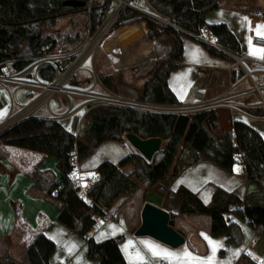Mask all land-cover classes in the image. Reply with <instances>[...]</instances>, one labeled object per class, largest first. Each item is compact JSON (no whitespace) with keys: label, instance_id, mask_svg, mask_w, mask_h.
Segmentation results:
<instances>
[{"label":"crops","instance_id":"crops-1","mask_svg":"<svg viewBox=\"0 0 264 264\" xmlns=\"http://www.w3.org/2000/svg\"><path fill=\"white\" fill-rule=\"evenodd\" d=\"M231 14L229 13L228 18L212 24L225 22L230 27L242 47V55L239 57L261 59L251 51L252 48H257L252 44L251 35L264 32L259 27V22L250 19L248 26L247 20L250 18L248 13L237 11ZM130 31V28H123L105 43L107 52L100 51V63H97L96 57L93 58L95 80L105 93L93 92V87L83 91L101 96L110 94L139 102L138 92H135V99H127L121 95L120 91H123V95L131 94L129 88L122 87L121 83L133 86L140 77L149 76V71L161 61V58L157 52L158 44L150 52L149 47H142L135 55L123 59L120 57L121 54L110 53L115 46L124 43L128 38L134 35L135 39L140 38L139 33L131 35ZM183 45V60L178 63V67L168 80L169 87L179 104L156 106L166 110L184 108L185 112H165L184 115L215 110L218 114L216 132L226 131L234 121L240 120L257 130L264 138V66L246 61L252 68L250 70L246 66L249 74L236 65L234 59L230 62L210 55L198 41L193 39L183 41ZM135 65L139 71L145 69L147 72L142 76H139L138 72L134 79L129 81L126 77L129 74L127 72ZM39 71L33 63L24 71L15 72L11 80L41 82L43 80ZM216 72H219L220 76H215ZM105 76L113 78L116 91L112 92L103 85L102 78ZM222 80H225L224 88L220 87ZM77 83L76 77L71 86ZM255 85L259 87L260 92L255 91ZM72 87L76 93L82 91ZM21 90L23 93L19 94ZM39 93V90L22 88L12 83L0 86V124L17 115L25 105L33 102ZM53 98L27 118L56 119L66 130L77 136L79 127L86 126L89 105L94 103L87 100L72 109V104L67 107L63 102L54 101ZM216 103L221 104L215 105ZM76 111V115H73ZM165 145L166 142L163 141L162 147ZM134 152L137 150L127 140L102 143L89 158L79 163L84 186L91 184V178L97 176L96 170L102 163L111 162L118 165ZM195 157L198 158V162L189 165L188 163ZM242 168L239 160L233 172L225 171L204 155L184 150L182 145L174 164V170L179 172L176 177H169L151 188L143 184L131 198L120 196L106 211L104 217H96L95 228L86 237H81L58 221L56 201L46 196L41 189L34 187V175L37 171L49 173L50 179L55 182L61 179L62 172L58 168L57 159L38 152L5 146L0 150V264H30L28 250L40 235H45L56 245V250L49 260L50 264H100L102 253L99 245L118 236L124 237L120 249L127 264H196V261H199V264H208L209 261L211 264H237L243 255L250 256L257 264H264V235L258 234L249 225L248 220H241L234 212L241 209L242 204L232 206L227 214L229 221L238 223L243 230L241 245H236L226 237H211L209 216L181 214L183 196L178 193L181 187L197 195L207 207L212 205L218 189H223L242 201L248 195L256 193L258 185L248 180L245 171H241ZM134 169V164L130 162L124 165L121 171L131 175ZM87 192L80 195L86 198ZM146 204L168 212L171 219L173 217L171 226L184 236L183 246L172 249L149 237L135 236L142 223L141 215ZM147 245H153L174 255L153 256ZM213 245L216 246L215 251ZM185 252L195 259L189 262L184 256Z\"/></svg>","mask_w":264,"mask_h":264},{"label":"trees","instance_id":"trees-1","mask_svg":"<svg viewBox=\"0 0 264 264\" xmlns=\"http://www.w3.org/2000/svg\"><path fill=\"white\" fill-rule=\"evenodd\" d=\"M68 0H0V65L16 60L14 71L19 73L33 64L36 57L44 51H52L56 41L44 36L47 26H55L59 18L70 13L84 11V8L66 7ZM87 3L88 0H79ZM150 5L170 17L180 28L191 35H199L206 28L215 35V45L201 43L206 51L230 62L229 53L242 55L241 44L226 23L209 24L207 15L222 8L223 0H148ZM110 4L106 2L92 9L91 24L96 29L105 19ZM136 16L127 11L122 20ZM128 28V27H127ZM157 31H154L155 36ZM171 49L168 61L158 62L149 71V80L139 89L138 101L156 105H178L179 101L170 89L168 80L171 73L183 60V33L168 29ZM57 70L53 65L40 69L39 75L44 82L53 81ZM0 74L3 68L0 66ZM103 85L116 91L113 78H102ZM83 137L66 130L56 119L30 117L0 134V150L5 146L30 150L53 156L58 161L62 177L58 182L49 173L36 172L34 187L54 199L58 207L57 219L72 232L86 237L96 226V217H104L106 211L122 195L131 198L141 185L148 188L169 177H176L174 170L181 146L184 150L200 153L221 169L233 172L240 160L249 181L258 185V191L248 195L244 201L223 189H218L210 207L205 206L197 195L185 187L178 193L183 196L182 215H205L211 218V237H226L236 245H241L243 230L238 223L230 222L227 214L230 208L242 204L234 212L241 220L264 235V138L247 123L236 120L223 132L218 129V114L215 110H205L192 114H175L146 111L130 107L94 103L89 105ZM128 134L142 140L161 139L166 145L148 161L134 152L118 165L102 163L96 170L98 180L87 192L80 195L69 177L73 166L70 165L71 153L78 162L89 158L104 142H125ZM132 162L134 171L126 175L121 168ZM198 158L188 164L193 165ZM59 188V196L53 198L52 192ZM173 225V217L170 220ZM123 236L107 239L99 245L102 253L100 264H127L120 249ZM56 245L45 235H40L28 250L30 264H50V257ZM237 264H257L250 256L243 255Z\"/></svg>","mask_w":264,"mask_h":264},{"label":"built area","instance_id":"built-area-1","mask_svg":"<svg viewBox=\"0 0 264 264\" xmlns=\"http://www.w3.org/2000/svg\"><path fill=\"white\" fill-rule=\"evenodd\" d=\"M109 2L110 7L105 17L104 21L96 28H92L91 24V12L92 9L98 5ZM149 2V1H148ZM134 11L136 16L123 21L122 16L127 11ZM84 11L86 12L89 23L87 26L86 37L78 48L68 56V62L66 65L62 64L59 66L57 61L59 59L51 55H41L36 57L33 60L34 67L39 71L41 68L47 65H53L56 70V77L53 81L44 82V81H35L33 83L29 82H13L11 79L15 74L13 66L16 64V60H10L2 63L0 66L3 68V74H0V86H3L6 83H12L22 88H31L39 90L40 93L38 97L31 103L25 105L22 110L15 115L13 118L0 124V134L9 128L20 123L22 120L29 117L34 111H36L40 106L48 103L55 95H79L83 98H94V95L86 91H73L69 85L72 81L78 76L82 71L85 63L92 57L96 50L101 49L105 52V43L112 38L117 31L123 28H130V34L134 35L139 33L140 38H128L124 43H119L115 46L110 53L120 55L121 59L130 57L136 54L137 50L140 48L149 47V52L154 49L158 43V39L161 37V34L166 32L168 29H174L178 32L183 33V36L189 35L182 28H180L170 17L161 12L155 10L149 3V10L142 9L134 5L133 0H88L85 4ZM154 31H157V34L154 36ZM264 33V32H263ZM196 41L203 44H208L211 46L215 45V35L208 29H204L199 35H191ZM134 38V39H133ZM251 41L253 46L261 49L264 48V38L261 35L252 34ZM148 52V54H149ZM229 56L235 60L236 65L247 70L245 65L246 61H250L261 66H264V59H255L253 57H239L234 54L229 53ZM144 58L146 56H143ZM250 74V73H249ZM215 76H220L219 72L215 73ZM9 81V82H8ZM215 82V81H214ZM216 83H214L215 85ZM220 87H226L225 80L220 82ZM255 91L260 92V89L257 85L254 86ZM201 94L199 95V97ZM99 104H108L114 106L130 107L146 111L153 112H163L167 111L166 108H160L156 104H148L142 102H132L119 97L112 96H101L97 99ZM137 104H140V108L137 107ZM221 103H216L219 105ZM85 133V125H82L78 129V137H83ZM79 163L75 153H71L70 165L73 166V170L70 172L69 177L73 186L80 191L81 195H85L89 191L94 183L98 180V177L94 176L91 178V184H83V179L79 171ZM245 171L244 168L241 170ZM51 196L57 198L59 196V188L55 189Z\"/></svg>","mask_w":264,"mask_h":264},{"label":"rangeland","instance_id":"rangeland-1","mask_svg":"<svg viewBox=\"0 0 264 264\" xmlns=\"http://www.w3.org/2000/svg\"><path fill=\"white\" fill-rule=\"evenodd\" d=\"M134 5L137 7H140L142 9L149 10V2L148 0H133ZM222 8L219 10H216L209 15H207L206 20L209 24H212L213 22L217 20H224L225 18L229 17L232 15L231 13H235L237 11L239 12H246L249 14L250 18H248V26L250 19H255L256 21L259 22L260 26H264V0H223L222 1ZM89 18L86 14L85 11H79V12H73L68 14L65 17L59 18L57 20V24L55 26H47L44 29V36L47 38H52L56 41V47L52 51H44L42 55H51L55 56L56 58L54 59H59L55 60L57 61V64L59 66H62V64L66 65L68 62V56H70L71 53H73L78 46L82 43V41L86 37V31H87V26L89 23ZM225 23V22H224ZM262 30H264V27H261ZM169 35H166V32L161 34V37L158 39V45H157V52L159 57L161 58V61H168V54H169V49L171 46L170 40H169ZM191 40V38L187 36H183V41L188 42ZM196 41V40H195ZM258 48H252L251 51L254 53V50ZM100 51L101 49L96 50L95 54L90 57V59L85 63L83 66L82 71L78 74L77 79L78 83L77 85H69V87L73 89H78V90H88L93 87L92 91L96 93L103 94L105 93L103 89L101 88L100 84L96 82V78L94 75V66H93V58L96 59L97 63H100ZM99 53V54H98ZM257 56H260L259 53H255ZM245 65L251 70V65L248 62H245ZM131 67V66H130ZM150 67V66H149ZM99 68V67H98ZM140 72V73H138ZM147 72L145 69L139 71V68L135 65L130 68L129 74L126 75L127 79L130 81L132 78L136 76L138 73L139 76L144 75V73ZM100 72L98 71V74ZM149 75V74H148ZM149 79V76H144L140 77L138 81L135 82L133 86L127 85L124 82L121 83L122 87L126 86L129 88L131 94L128 95H123L122 92L120 91L121 95L124 98L127 99H135V92H138L139 89H141L145 82H147ZM96 82V83H94ZM94 84V86H93ZM131 84V82L129 83ZM23 90L19 92V94L23 93ZM90 92V91H86ZM91 93V92H90ZM118 93V92H117ZM94 98H81L77 97L75 94L72 95H55L53 100H59L63 102L67 107L72 104V109L79 103H83L85 101H89L91 103H99L97 101L98 98L101 97V95L94 94ZM106 96H112V97H118L115 95H110L106 94ZM120 98V97H119ZM122 106V105H121ZM140 104H137V107H139ZM80 110V109H79ZM78 110V111H79ZM144 110V109H143ZM185 112L186 110L184 108H172L168 109L167 112ZM166 112V111H164ZM77 111L73 114L76 115Z\"/></svg>","mask_w":264,"mask_h":264},{"label":"water","instance_id":"water-1","mask_svg":"<svg viewBox=\"0 0 264 264\" xmlns=\"http://www.w3.org/2000/svg\"><path fill=\"white\" fill-rule=\"evenodd\" d=\"M71 8H85V3L79 0H68L64 4ZM127 141L139 154L151 161L156 153L162 149L161 139L142 140L134 134L127 135ZM142 223L135 232L136 237H149L172 249H178L185 244V238L171 225V216L168 212L146 204L141 215Z\"/></svg>","mask_w":264,"mask_h":264},{"label":"snow or ice","instance_id":"snow-or-ice-1","mask_svg":"<svg viewBox=\"0 0 264 264\" xmlns=\"http://www.w3.org/2000/svg\"><path fill=\"white\" fill-rule=\"evenodd\" d=\"M259 27H264V26H259ZM259 35H261L262 38H264V33H260L258 32ZM255 53H259L260 54V58L264 59V48H261V49H255L254 50V53L252 54H255ZM209 243L211 244L212 242L209 241ZM147 247L149 248V250L151 251L152 255L153 256H161L163 255L164 257H170V256H173L174 254L172 253H168V252H165L163 250H160L158 249L157 247L153 246V245H147ZM215 245H213V251H215ZM184 256L188 259L189 262L193 261L195 258H192L191 255L187 252H185ZM141 260H143V258L141 257L140 258ZM196 264H199V261H196ZM208 264H211V261L208 262Z\"/></svg>","mask_w":264,"mask_h":264}]
</instances>
